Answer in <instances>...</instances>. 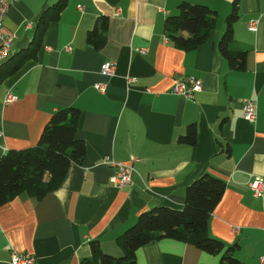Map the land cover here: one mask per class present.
<instances>
[{
	"label": "crops",
	"instance_id": "0c3cea01",
	"mask_svg": "<svg viewBox=\"0 0 264 264\" xmlns=\"http://www.w3.org/2000/svg\"><path fill=\"white\" fill-rule=\"evenodd\" d=\"M55 1L11 3L4 24L15 35L13 52L27 47L41 12ZM182 1L217 11L209 38L192 50L165 36L166 18ZM232 1H67L47 25L36 55L0 83V155L34 146L51 113L69 106L80 112L76 137L85 155L42 199L20 193L0 206V264H10L12 252L30 253L33 264H81L86 258L100 264L91 240L121 257L116 237L156 205L181 207L187 185L205 172L226 184L209 233L238 244L239 264H264V192L257 197L248 187L254 177L264 179V0H239L232 30L248 48L242 70L229 67L217 46ZM250 19H257L255 31L248 28ZM93 28L103 31L98 46L87 39ZM107 61L115 63L112 76L101 73ZM189 75L202 80L191 99L171 91ZM7 91L15 101L4 102ZM247 98L256 102L252 123L243 118ZM191 125L195 144L179 142ZM110 160L133 164L128 185L111 184ZM219 259L171 238L135 252V264Z\"/></svg>",
	"mask_w": 264,
	"mask_h": 264
},
{
	"label": "trees",
	"instance_id": "16d2710c",
	"mask_svg": "<svg viewBox=\"0 0 264 264\" xmlns=\"http://www.w3.org/2000/svg\"><path fill=\"white\" fill-rule=\"evenodd\" d=\"M67 1L56 0L43 9L27 47L10 53L0 63V83L36 55L47 25L59 17ZM238 6L239 0H233L217 46L229 67L242 70L248 48L236 42L232 30V24L238 18ZM216 18L217 11L207 4L182 1L178 12L166 18L165 36L175 46L185 50L195 49L209 38ZM87 39L98 46L103 41V31L93 28L88 32ZM79 116V109L74 106L59 107L51 113L34 146L9 150L0 155V206L20 193L36 200L42 199L61 183L71 164L82 161L85 144L76 137ZM179 142L195 144L194 125L179 137ZM225 185L223 179L202 173L185 188V200L181 207L156 205L140 213L135 222L116 237V243L123 250L121 257L102 252L97 240L89 242L91 251L99 256L100 264H135L138 248L162 238H171L192 244L207 253L219 254V264H239L235 256L238 244H226L208 230L209 217ZM81 264H90V260L86 258Z\"/></svg>",
	"mask_w": 264,
	"mask_h": 264
},
{
	"label": "built area",
	"instance_id": "2783aa9c",
	"mask_svg": "<svg viewBox=\"0 0 264 264\" xmlns=\"http://www.w3.org/2000/svg\"><path fill=\"white\" fill-rule=\"evenodd\" d=\"M14 0H0V63L3 62L10 53L15 39V35L4 24L6 13ZM257 19H250L248 28L252 31L256 30ZM101 73L107 76H112L115 72V63L107 61L101 66ZM128 79V78H127ZM130 80V79H129ZM96 88L103 91L104 84H96ZM202 80L199 77L189 75L184 80L178 81L172 87V92L191 99L194 94L201 90ZM16 95L11 91H7L4 102L11 103L16 100ZM243 118L248 122H254L256 119V102L253 99H244L242 105ZM1 133V131H0ZM107 164L115 168V172L111 177V184L116 188H122L131 182V175L134 170L132 163H122L118 161H106ZM248 187L255 196H261L264 192V179L260 176L254 177L249 183ZM264 262V257L260 258ZM34 256L30 253L12 252L10 256V264H33Z\"/></svg>",
	"mask_w": 264,
	"mask_h": 264
}]
</instances>
